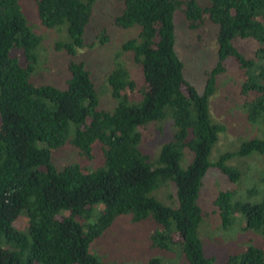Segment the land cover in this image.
<instances>
[{
	"label": "trees",
	"instance_id": "16d2710c",
	"mask_svg": "<svg viewBox=\"0 0 264 264\" xmlns=\"http://www.w3.org/2000/svg\"><path fill=\"white\" fill-rule=\"evenodd\" d=\"M22 1L0 0V264H103L91 248L125 215L134 224L154 226L151 249L177 246L187 264H216L200 237L201 196L211 169L229 184L214 201L223 228L234 231L240 219L238 228L264 239V196L257 197L264 193V168L247 161L264 157V140H246L210 160L226 130L212 117L211 99L230 58L243 75L240 109L249 123L264 124V0H121L114 25L137 33L120 56L132 57L142 69L141 89L120 60L102 85L86 62L77 61L69 65L65 87L32 84L42 38ZM95 2L35 0L42 26L66 36L54 44L56 51L76 55L87 47ZM181 14L194 32L206 24L217 27V62L202 88L187 78L176 49L175 18ZM243 42L258 46L252 57L239 48ZM108 95L116 104L111 109L102 105ZM164 121L170 141L153 163L142 144L146 131L153 125L162 131ZM67 151L83 163L53 162ZM97 158L101 164L92 167ZM169 183L177 190L168 196L172 205L154 196ZM244 185L250 186L246 200ZM149 264L163 262L154 258ZM225 264H264V249L251 246Z\"/></svg>",
	"mask_w": 264,
	"mask_h": 264
},
{
	"label": "rangeland",
	"instance_id": "374dc122",
	"mask_svg": "<svg viewBox=\"0 0 264 264\" xmlns=\"http://www.w3.org/2000/svg\"><path fill=\"white\" fill-rule=\"evenodd\" d=\"M24 15L34 31L42 38L41 60L36 71L31 77V83L36 86L54 85L60 88L66 86L70 77L69 65L72 61L86 62L92 71L97 84L102 85L105 76L111 71L118 60L125 64L137 88L144 86L142 69L132 57L121 54V47L128 40L134 37L137 29L123 30L114 25L115 18L120 15L123 9L121 0H96L93 8V18L87 26L85 42L87 47L71 55L66 51H56L54 44L60 38L65 39L64 33L57 34L42 26L35 0H23L21 4ZM177 38V52L184 62L185 74L190 82L202 88L206 81V73L217 62V27L206 24L202 32H194L187 27L184 17L177 15L175 18ZM201 34V38H199ZM107 37L105 44L102 39ZM239 46V45H238ZM258 46L254 42H243L239 48L250 57L253 50ZM120 57V58H119ZM227 71L223 73L218 81V91L211 99V114L214 121L226 127L225 132L212 151L210 160L215 162L221 155L228 151H235L244 141L251 139L264 140V124H252L247 121L245 114L240 109L241 102L237 92L243 81V75L233 58L226 62ZM185 76V78H186ZM102 105L111 109L115 104L108 95L102 97ZM1 120V119H0ZM170 122V120H168ZM169 122L164 123L163 130L151 126L146 131V138L142 149L151 156V162L156 163L163 145L170 141L168 138ZM1 123V121H0ZM167 125V126H166ZM53 162L59 166L64 164L83 163L82 157L74 152L67 151L58 153L53 157ZM252 166L264 168V157L254 155L247 160ZM236 162V160H235ZM99 158L95 159L92 167L99 166ZM190 164V163H189ZM188 164H182L186 168ZM90 166V165H89ZM259 184V179L257 180ZM254 183L252 180L250 184ZM173 184V183H169ZM219 172L211 169L205 178L201 196V207L205 220L200 228V237L204 243L205 253L216 260V264H225L230 256L245 252L249 247L264 249L263 237L254 232H243L238 219L233 228L234 231L224 229L218 210L214 201L219 191L228 188ZM241 197L246 200L249 196V187H242ZM175 185L168 189L154 193V196L166 205L173 203L168 196H176ZM264 193L257 196L260 200ZM100 206L97 210H100ZM25 220L20 218L17 227L22 228ZM245 223V219L243 220ZM239 229V230H238ZM154 226L149 222L134 224L130 215H125L116 220L113 227L109 229L91 248L103 264H149L151 259H161L163 264H187L181 253L174 246L171 251H160L151 249L150 236L154 232Z\"/></svg>",
	"mask_w": 264,
	"mask_h": 264
}]
</instances>
